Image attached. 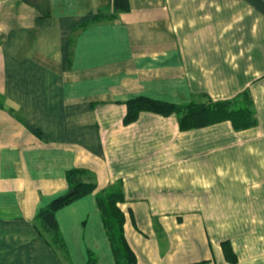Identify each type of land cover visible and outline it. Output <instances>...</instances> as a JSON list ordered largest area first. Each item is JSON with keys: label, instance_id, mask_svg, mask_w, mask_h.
<instances>
[{"label": "crops", "instance_id": "obj_1", "mask_svg": "<svg viewBox=\"0 0 264 264\" xmlns=\"http://www.w3.org/2000/svg\"><path fill=\"white\" fill-rule=\"evenodd\" d=\"M110 4L0 0V264H115L96 193L116 181L136 264H243L207 227L220 210H264V0H129L81 25ZM247 88L257 124L244 130H180L152 112L122 123L136 96L185 104ZM72 168L96 187L55 212L54 244L36 215Z\"/></svg>", "mask_w": 264, "mask_h": 264}, {"label": "trees", "instance_id": "obj_2", "mask_svg": "<svg viewBox=\"0 0 264 264\" xmlns=\"http://www.w3.org/2000/svg\"><path fill=\"white\" fill-rule=\"evenodd\" d=\"M129 8V0H111V4L107 9L93 14L81 25L113 19L117 13L126 12ZM237 96L238 99L235 100L191 101L185 104H175L140 95L126 101L123 123H132L141 112L149 111L162 116L176 115L180 130L201 128L222 121H229L232 128L236 131L255 126L257 124V116L250 93L242 91ZM236 100L240 101V105H235L234 101ZM89 177L91 176H88L87 171L84 169L72 168L66 171L65 178L68 190L52 199L48 205L37 213V221L40 227L51 236L52 243L61 244L55 212L95 189L96 185ZM123 199L124 195L120 181L111 183L96 193L97 207L115 264H136V256L124 235L125 213L118 206ZM220 245L226 261L236 262V254L230 242L224 240L221 241ZM87 264H96L92 255L88 256ZM191 264H206V261Z\"/></svg>", "mask_w": 264, "mask_h": 264}, {"label": "rangeland", "instance_id": "obj_3", "mask_svg": "<svg viewBox=\"0 0 264 264\" xmlns=\"http://www.w3.org/2000/svg\"><path fill=\"white\" fill-rule=\"evenodd\" d=\"M243 91H248L251 95V92L248 88ZM237 95H235L230 99L231 100L238 99ZM221 100H226V99H221ZM202 101L206 102L207 99L204 98ZM234 102L236 106L240 105L239 100H236ZM143 112H149V111H143ZM122 123H123V118H122ZM129 124H124V125H129ZM207 212L208 211H206V213ZM217 219L219 222H217L216 228L215 226L207 227L210 233L211 231L216 232L219 238L221 237L233 238L234 246L236 247V250L239 252L241 256L240 260L242 259L243 264H264V210H250V209H243V210L238 209L232 211L220 210L218 211L217 218L212 217V215L209 217V220L211 222ZM228 241L230 242L229 239ZM234 253L236 254V252ZM201 261H206V264H208L210 260H201ZM236 262H237V254H236ZM63 264H65V262H63Z\"/></svg>", "mask_w": 264, "mask_h": 264}]
</instances>
